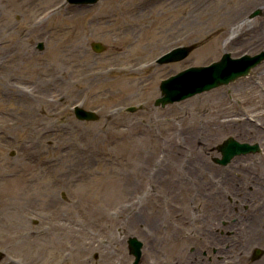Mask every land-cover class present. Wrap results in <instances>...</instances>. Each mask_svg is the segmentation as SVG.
<instances>
[{
    "label": "rangeland",
    "instance_id": "374dc122",
    "mask_svg": "<svg viewBox=\"0 0 264 264\" xmlns=\"http://www.w3.org/2000/svg\"><path fill=\"white\" fill-rule=\"evenodd\" d=\"M262 50L264 0H0V264H133L130 237L140 264H264V61L155 105L162 80ZM229 137L261 151L217 164Z\"/></svg>",
    "mask_w": 264,
    "mask_h": 264
},
{
    "label": "water",
    "instance_id": "95a60500",
    "mask_svg": "<svg viewBox=\"0 0 264 264\" xmlns=\"http://www.w3.org/2000/svg\"><path fill=\"white\" fill-rule=\"evenodd\" d=\"M99 0H67L74 5H94ZM261 13L254 11L250 18ZM91 47L96 52H102L106 46L101 42H92ZM197 47V44L179 46L158 59V63L175 62L185 59ZM38 48H44L43 43H39ZM264 61V50L256 55L244 54L237 58H232L230 53H224L222 58L205 66H192L175 75L164 79L160 83V97L155 101L156 106L165 107L169 104L183 101L197 94L209 91L222 85H228L237 79L247 76L253 68ZM137 107H127L126 111L134 112ZM75 116L81 121H97L100 116L96 111L87 110L77 105L74 107ZM261 151L259 144L242 143L233 137H229L218 146L221 157H215L214 161L221 165H227L232 159L239 155L258 153ZM129 252L135 257L133 264H140L142 258L143 242L137 237L128 239ZM263 253L262 249H256L253 259L259 258ZM3 253L0 252V258Z\"/></svg>",
    "mask_w": 264,
    "mask_h": 264
},
{
    "label": "bare ground",
    "instance_id": "6f19581e",
    "mask_svg": "<svg viewBox=\"0 0 264 264\" xmlns=\"http://www.w3.org/2000/svg\"><path fill=\"white\" fill-rule=\"evenodd\" d=\"M50 247H47L46 243H43L42 245V250L45 251V250H48Z\"/></svg>",
    "mask_w": 264,
    "mask_h": 264
},
{
    "label": "flooded vegetation",
    "instance_id": "af4514ba",
    "mask_svg": "<svg viewBox=\"0 0 264 264\" xmlns=\"http://www.w3.org/2000/svg\"><path fill=\"white\" fill-rule=\"evenodd\" d=\"M37 224V223H36Z\"/></svg>",
    "mask_w": 264,
    "mask_h": 264
}]
</instances>
